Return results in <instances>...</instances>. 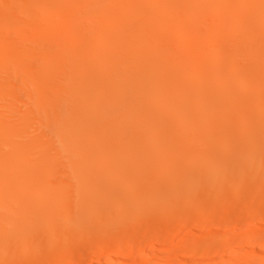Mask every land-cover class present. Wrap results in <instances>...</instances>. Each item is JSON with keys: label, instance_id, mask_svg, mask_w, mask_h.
<instances>
[{"label": "bare ground", "instance_id": "bare-ground-1", "mask_svg": "<svg viewBox=\"0 0 264 264\" xmlns=\"http://www.w3.org/2000/svg\"><path fill=\"white\" fill-rule=\"evenodd\" d=\"M176 214L171 264L264 245V0H0V264L138 262Z\"/></svg>", "mask_w": 264, "mask_h": 264}, {"label": "rangeland", "instance_id": "rangeland-1", "mask_svg": "<svg viewBox=\"0 0 264 264\" xmlns=\"http://www.w3.org/2000/svg\"><path fill=\"white\" fill-rule=\"evenodd\" d=\"M216 221L217 220H215V222L214 223H212V227L211 226H206V227H203V229H201L200 231H199V234H197L198 232H196V235H200V232H203V233H206L207 234V230L209 231H212L211 229H215L214 231H220V232H222V231H228L229 233H232V234H235V233H240V232H244L247 228H248V225L250 224V222H248V223H243V222H235V221H232V222H230V223H226V224H221V225H219L220 223H216ZM139 225H141L140 223H139ZM139 225H137V223L136 224H133L132 226H130V227H128L127 228V232L125 231V235H124V237L126 236V237H131V235H132V243H137L136 241H138L139 239H140V237H142V233H141V231L139 230L140 228H138V226ZM208 227V228H207ZM167 230L170 232V234H172V237L170 238V240H169V242L168 243H166V244H159V245H153V237H154V235H155V233L154 232H152L147 238H146V243H147V245L145 246V247H143V248H139V250L138 249H135V253H133L132 254V260H139L138 262H134V261H131L132 263H129V264H171L172 262H173V258H174V260L175 259H178L177 257H179V256H181V254H180V252L177 250V247H179L180 246V243L182 242V238H184V239H186V238H188V237H190V236H194L195 234V232H193V230L191 229V230H189V228L187 229V228H181L180 227V222H179V215H173L172 217H171V219H170V221H168V223H167ZM206 231V232H204V231ZM191 231V232H190ZM234 232V233H233ZM132 233V234H131ZM202 234V233H201ZM186 236V237H185ZM203 236H208V235H203ZM197 237V236H196ZM152 238V239H151ZM135 239V240H134ZM183 239V240H184ZM134 240V241H133ZM262 244V243H261ZM164 245V246H163ZM178 245V246H177ZM166 246V247H165ZM259 246H262V247H259ZM233 248H234V245H230L228 248H226V250H217V252L215 251V253L213 252L211 255H209L207 258H209V260L207 259H205V260H201V261H198L200 264H217V263H219V262H221V260H223L222 258L226 255V257L228 256V257H231V259L233 260V261H237V262H239L240 264H241V262H242V264H244V262L245 263H247L248 262V260H249V258L250 259H252V258H254V259H256V257H257V259H258V257H260L257 253H258V251L261 249H264V245L262 244V245H260V243L259 242H257L256 244H254V247L252 248L251 247V249L249 248V250H247V249H245V250H238L239 251V253H238V251L236 250V252L235 251H233ZM260 248V249H259ZM60 249V248H59ZM147 249V250H146ZM260 250V251H261ZM171 251V252H170ZM231 251L234 253V254H232L231 253ZM251 253H250V252ZM58 252L59 253H61V249L60 250H58ZM123 251H121V253H122ZM140 252V253H139ZM150 252V253H149ZM241 252V253H240ZM257 252V253H256ZM137 253V254H136ZM245 253H247V254H245ZM251 255H250V254ZM254 253V254H253ZM71 254V253H70ZM120 254V253H119ZM135 254V255H134ZM214 254V255H213ZM144 255H146V256H144ZM150 255H151V257H150ZM166 256V259L165 260H163L162 259V256ZM174 255V256H173ZM248 255H250V256H248ZM252 255H254V256H256V255H258V256H256V257H252ZM115 256V258L118 260H116L115 258H114V261L111 263V264H119V262H120V258H123L121 255H118V254H116V255H114ZM117 256V257H116ZM121 256V257H120ZM164 256V257H165ZM171 256V257H170ZM247 256V257H246ZM141 257V258H140ZM148 257V258H147ZM187 257V256H186ZM216 257V258H215ZM222 257V258H221ZM238 257V258H237ZM249 257V258H248ZM145 258H147V260L145 259ZM169 259V261H168V259ZM189 258V257H188ZM192 258H197V257H192ZM217 258H220V259H217ZM242 258V259H241ZM248 258V260L246 261V259ZM142 259V260H141ZM145 259V260H144ZM155 259V260H154ZM211 259H213V260H211ZM256 259V260H257ZM149 260V261H148ZM171 260H172V262H171ZM189 260V259H188ZM147 261V262H146ZM160 261H163V262H160ZM218 261V262H217ZM250 261V260H249ZM259 261H261V260H259ZM95 263L94 264H99L100 262L99 261H97V260H95L94 261ZM97 262V263H96ZM168 262V263H167ZM171 262V263H170ZM217 262V263H216ZM192 264V262L189 260V261H187V262H184L183 264ZM264 262H262V264H263ZM67 264H84L83 263V260L82 261H79V263L78 262H76V261H71V262H69V263H67Z\"/></svg>", "mask_w": 264, "mask_h": 264}]
</instances>
